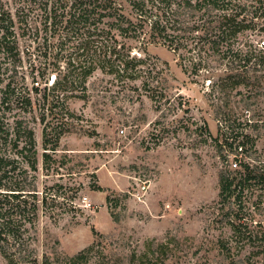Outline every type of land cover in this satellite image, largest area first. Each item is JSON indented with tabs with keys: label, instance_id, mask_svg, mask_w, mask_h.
Listing matches in <instances>:
<instances>
[{
	"label": "rangeland",
	"instance_id": "374dc122",
	"mask_svg": "<svg viewBox=\"0 0 264 264\" xmlns=\"http://www.w3.org/2000/svg\"><path fill=\"white\" fill-rule=\"evenodd\" d=\"M246 43L263 50L264 29L247 31L236 46ZM135 53L152 70L147 83L98 71L88 96L67 98L71 126L49 177L42 124L35 125L42 185L77 189L60 199L59 219L42 215L31 231L35 264H63L84 251L87 264H264L257 241L264 186L247 189L241 204L219 198L220 178L231 173L226 162L238 156L234 144L246 142L245 162L264 170V66L253 59L251 86L224 93L218 75L184 72L163 46ZM211 66L222 70L220 62ZM19 70L30 81L26 58ZM232 130L235 141L227 138ZM0 264L9 263L0 256Z\"/></svg>",
	"mask_w": 264,
	"mask_h": 264
},
{
	"label": "trees",
	"instance_id": "16d2710c",
	"mask_svg": "<svg viewBox=\"0 0 264 264\" xmlns=\"http://www.w3.org/2000/svg\"><path fill=\"white\" fill-rule=\"evenodd\" d=\"M258 29H264V0H0V256L9 264H35L31 231L42 215L59 219L60 199L77 190L42 185L36 124H42V170L49 177L59 169L54 154L71 126L66 100L88 96L87 82L96 72L147 83L152 70L142 67L135 49L163 46L178 55L184 72L218 75L219 90L230 93L251 86L247 67L253 59L264 66V46L257 53L251 44L236 46ZM24 58L30 81L19 70ZM214 62L221 72L213 70ZM235 135L227 138L235 141ZM234 145L242 158L236 168L226 165L231 173L220 178L219 198L236 197L241 204L247 189L263 188L264 170L245 162L246 142ZM257 241L264 247V232ZM87 259L84 251L63 264Z\"/></svg>",
	"mask_w": 264,
	"mask_h": 264
},
{
	"label": "built area",
	"instance_id": "2783aa9c",
	"mask_svg": "<svg viewBox=\"0 0 264 264\" xmlns=\"http://www.w3.org/2000/svg\"><path fill=\"white\" fill-rule=\"evenodd\" d=\"M236 152L238 153V156L235 155V159H233L231 162H226V164H232V167L234 168L237 167L239 160L242 158V149L239 148Z\"/></svg>",
	"mask_w": 264,
	"mask_h": 264
}]
</instances>
